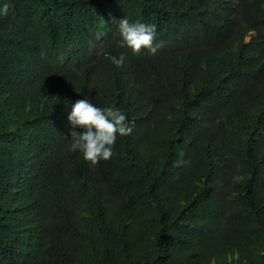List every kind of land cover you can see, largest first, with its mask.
<instances>
[{
	"label": "trees",
	"instance_id": "16d2710c",
	"mask_svg": "<svg viewBox=\"0 0 264 264\" xmlns=\"http://www.w3.org/2000/svg\"><path fill=\"white\" fill-rule=\"evenodd\" d=\"M4 4L0 264H264V0ZM124 17L155 54L119 46ZM82 99L133 127L94 166Z\"/></svg>",
	"mask_w": 264,
	"mask_h": 264
},
{
	"label": "clouds",
	"instance_id": "9594fccd",
	"mask_svg": "<svg viewBox=\"0 0 264 264\" xmlns=\"http://www.w3.org/2000/svg\"><path fill=\"white\" fill-rule=\"evenodd\" d=\"M8 14V5L0 7V16ZM156 25L138 21L130 22L127 17L119 20L116 35L119 37V46L129 48L133 53L147 49L155 54L160 45H154L156 38ZM110 60L116 67H123L125 56H111ZM71 124V143L69 148L73 152L79 151L83 159L91 165L112 157V146L117 135H129L132 124L127 120L126 114L119 108L97 107L88 99L76 101L67 117ZM77 128L82 131H76ZM239 181L242 177H234Z\"/></svg>",
	"mask_w": 264,
	"mask_h": 264
}]
</instances>
